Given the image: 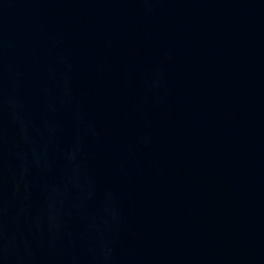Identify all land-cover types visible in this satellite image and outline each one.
I'll use <instances>...</instances> for the list:
<instances>
[{
    "label": "water",
    "instance_id": "obj_1",
    "mask_svg": "<svg viewBox=\"0 0 264 264\" xmlns=\"http://www.w3.org/2000/svg\"><path fill=\"white\" fill-rule=\"evenodd\" d=\"M0 264H264V0H0Z\"/></svg>",
    "mask_w": 264,
    "mask_h": 264
}]
</instances>
